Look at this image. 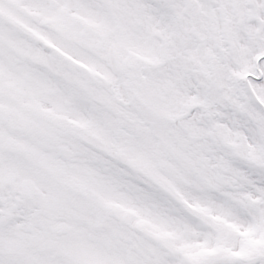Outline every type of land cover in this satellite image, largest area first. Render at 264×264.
<instances>
[{
	"label": "snow or ice",
	"instance_id": "snow-or-ice-1",
	"mask_svg": "<svg viewBox=\"0 0 264 264\" xmlns=\"http://www.w3.org/2000/svg\"><path fill=\"white\" fill-rule=\"evenodd\" d=\"M0 264H264V0H0Z\"/></svg>",
	"mask_w": 264,
	"mask_h": 264
}]
</instances>
